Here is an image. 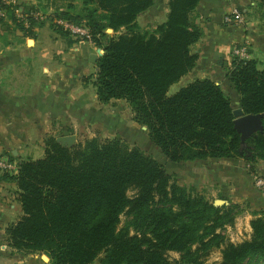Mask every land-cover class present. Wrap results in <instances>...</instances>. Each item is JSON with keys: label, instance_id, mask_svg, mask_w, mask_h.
<instances>
[{"label": "trees", "instance_id": "1", "mask_svg": "<svg viewBox=\"0 0 264 264\" xmlns=\"http://www.w3.org/2000/svg\"><path fill=\"white\" fill-rule=\"evenodd\" d=\"M199 1L169 0L166 19L152 30H143L138 17L155 0H82V14L55 16L89 27L104 49L93 82L99 101L125 100L170 161L240 156L253 169L264 160V117L263 130L242 145L236 106L220 84L197 79L168 93L196 65L191 46L202 36L193 18ZM7 16L27 35L42 22L25 29L9 7ZM228 76L238 107L264 114V69L257 61L235 59ZM13 179L23 215L7 228L8 240L22 253L46 254L51 264H93L101 254V264H172L171 251L184 264H264V210L252 211L250 237L233 242L225 230L235 224L239 205H216L122 139L63 146L49 137L45 155L21 162ZM215 249L221 259L207 263Z\"/></svg>", "mask_w": 264, "mask_h": 264}, {"label": "crops", "instance_id": "2", "mask_svg": "<svg viewBox=\"0 0 264 264\" xmlns=\"http://www.w3.org/2000/svg\"><path fill=\"white\" fill-rule=\"evenodd\" d=\"M18 1L23 9L49 15L83 13L82 0ZM168 1L155 0L138 17L140 27L144 28L142 21L149 16H154L155 21L159 19L158 24L163 22L169 11ZM234 8L244 12L243 24L224 21L225 14ZM193 18L202 30L200 40L191 46L198 59L170 89L208 78L220 84L238 107L240 96L228 76L235 60L233 48L246 42L250 59L264 69V5L259 6L254 0H200ZM51 20L33 26L32 35L18 29L8 16L0 22V155L18 166L23 161L42 158L49 137L74 134L76 143H84L93 137L120 138L124 131L140 125L133 120V113L132 123L127 124L122 99L99 101L93 84L98 68L91 60L99 47L74 40ZM165 159L171 165L167 172L179 184L197 190L209 185L207 198L223 199L225 205H239L234 226L241 232L237 220L244 219V236L250 237L252 211L264 210V196L252 182L244 157L180 162H172L166 156ZM263 163L264 160H259L254 167L261 171ZM15 175L0 172V264H51L50 258L45 260L42 253H22L8 240L7 228L23 215ZM234 226H228L227 231ZM231 241L235 242L233 236ZM102 259L100 255L93 264H101Z\"/></svg>", "mask_w": 264, "mask_h": 264}, {"label": "built area", "instance_id": "3", "mask_svg": "<svg viewBox=\"0 0 264 264\" xmlns=\"http://www.w3.org/2000/svg\"><path fill=\"white\" fill-rule=\"evenodd\" d=\"M15 11L19 22H22L25 29L32 28V21H45L51 18L55 27L67 32L74 40L85 43H94L93 35L89 27L82 23H74L62 17L55 15L45 14L42 11L30 9L24 11L18 0H0V18L7 17V8ZM226 23L243 24L245 22L244 12L239 8H234L224 16ZM25 32V31H23ZM233 55L236 60L246 61L250 59L249 45L246 42L237 44L233 48ZM19 170L18 164L12 162L9 158L0 155V172L17 174ZM256 185L264 196V178L259 177L256 179Z\"/></svg>", "mask_w": 264, "mask_h": 264}, {"label": "rangeland", "instance_id": "4", "mask_svg": "<svg viewBox=\"0 0 264 264\" xmlns=\"http://www.w3.org/2000/svg\"><path fill=\"white\" fill-rule=\"evenodd\" d=\"M244 4H245L244 6H247L248 5L247 3H244ZM157 20L159 21V19H157ZM156 21L154 19V16H149L145 20L143 19V21H142L143 26H144L143 30H152V29H154L155 28V25L156 26L158 25V21L157 22ZM109 33H112V32L109 31ZM98 53L100 54L101 51H97L96 52V54H98ZM178 89H179L178 86L177 85H174V87H172L171 89H169V92L168 93L170 95L171 94H174L176 91H178ZM120 102H121L122 110L124 109L123 111L126 113L127 122H128L127 124L130 125L132 123V111H131V108H130V106L128 105V103L126 101L122 100ZM136 127H137V129H135V130L128 129V130L124 131L123 134H121L122 136H120L119 139H122L123 141H126L130 146H138V147H140L142 150H144L146 153L152 155L162 165H164V167H165V169L167 171H170L171 170V165L165 159V156L162 154L161 150L156 145H154V143H152V141L150 140V138L147 135V132L144 129H142V125H137ZM113 138H116V137L115 136H113V137L112 136L111 137L104 136V137H102L100 139L101 140H106V139H113ZM80 143L82 144L83 142H80ZM76 144H78V143H75L74 145H76ZM263 166H264V163H263ZM248 168L250 169V172L249 173L251 175L252 182L254 183L255 187L258 189L255 181L259 177H263L264 178V169H262L261 171H259L255 167H253V169H252V167H250V165H249ZM208 188H210L209 185L206 187V189H208ZM206 189L200 190V188H199L198 191L200 193L203 191V194L207 197L208 194L206 192ZM133 193H134V191H129V194L130 195H132ZM213 199L214 198L212 197V200ZM223 205H225V204H223ZM126 220H127V216L126 215H123L121 217V224H123ZM243 220L244 219H240L239 220V217H238V220H237V222L239 223L240 228H242L241 229V232L238 231L239 230L238 229L239 227H237V226L235 227L233 225L234 227L232 228L231 231H227V227H226L225 233L227 234V236L230 239L233 236V238H235V242H241V241H243L245 239H248L246 236H244V235H246V230L244 229L245 228V223H244ZM101 255L104 258V254H101ZM167 257H168L169 261L172 262V264H184V263H177V261L180 258V254L177 253V252L171 251V252L168 253V256ZM220 259H221V252H220V250L215 249V250L211 251V253L207 257V260L206 261H207V263H215V262L219 261Z\"/></svg>", "mask_w": 264, "mask_h": 264}, {"label": "water", "instance_id": "5", "mask_svg": "<svg viewBox=\"0 0 264 264\" xmlns=\"http://www.w3.org/2000/svg\"><path fill=\"white\" fill-rule=\"evenodd\" d=\"M98 51H101L99 54H93L91 57L92 62H96L97 59L104 54V49L99 48ZM233 114L235 116L234 124L235 128L241 134V144L245 145L246 140L255 134L258 131L263 130L262 119L264 117L263 113L258 114H245L242 108L234 107ZM143 129L146 130L147 127L143 126ZM63 146H73L76 143V136L74 134L59 136L56 139ZM216 205H223L225 201L223 199H217L214 201ZM45 260H49V257L46 254H43Z\"/></svg>", "mask_w": 264, "mask_h": 264}]
</instances>
